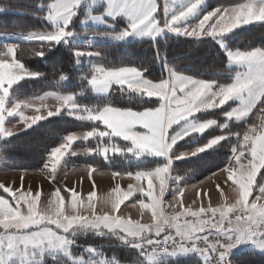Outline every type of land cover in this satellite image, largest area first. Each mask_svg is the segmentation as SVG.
Instances as JSON below:
<instances>
[{"label":"snow or ice","instance_id":"obj_1","mask_svg":"<svg viewBox=\"0 0 264 264\" xmlns=\"http://www.w3.org/2000/svg\"><path fill=\"white\" fill-rule=\"evenodd\" d=\"M174 3L175 0H172ZM201 0L182 10L171 12L169 0H47L37 4L43 9L42 19L51 26L44 31H31L23 36L31 55L44 56L56 45L68 44L74 35L71 28L74 19L84 10L87 21L99 22L109 31L97 33L120 41L128 37H143L155 41L163 32L189 39H212L220 45L230 69V82L203 80L178 74L164 64L165 75L158 81L144 77L134 66H118L93 62L80 79L85 87L99 96H109L116 91L155 99L151 108L135 110L120 108L110 102L102 106L84 107L75 102L80 93L45 92L43 95L16 99L11 91L21 81L36 80L43 73L29 70L24 63V48L18 43L4 44L0 48V148L4 142L26 131L39 122L57 116L61 112L71 114L76 120L89 122L90 130L80 135L68 134L62 142L47 150L40 171L51 181L55 180L58 167L66 155H77L71 150L77 140H94L96 147H89V155L101 156L106 161L109 153L120 157L163 158L165 163L152 169L113 171L112 177L127 176L138 186L129 184L122 192L119 185L112 189L115 194L100 197L110 210L98 212L96 190L88 193L87 203L74 189H61L58 185L51 193L49 208L39 209L41 192L0 184V264H54L58 256L66 264H120L115 256L108 258L91 245H77L78 233L92 232L97 236L113 235L122 244L135 248L139 254L137 264H156L162 257L195 255L199 264H232L233 249L242 244L264 252V184L257 190V177L264 172V47L228 49L221 37L249 24H264V0H242L228 6L214 8L204 14L195 24L184 21L198 8ZM171 12V14H170ZM98 13V14H95ZM123 22V27H118ZM118 31H112L117 29ZM75 63L81 58H97L99 52L87 48L72 49ZM157 59L162 57L157 53ZM67 79L60 73L56 83ZM52 97L56 104L49 107L46 100ZM228 106L225 109V106ZM235 105V106H233ZM221 112L224 123L208 120L193 124L192 117L204 111ZM30 110L31 115H26ZM258 115L259 123L252 117ZM243 123L238 132L211 137L193 151L172 153L173 147L187 136L202 135L209 128L218 126L221 133L228 123ZM175 125L180 132L170 135ZM231 138L229 155L218 171L224 174L225 183L230 182L236 194L233 202L225 199L219 183L221 204L204 206L208 192H196L201 203L194 207L185 205L184 189L179 178L171 174L175 160L187 159L205 152ZM123 141V143H121ZM93 171L88 167L91 180ZM213 173L212 175H216ZM23 175L21 182H23ZM173 183L176 187L173 188ZM195 187V186H194ZM139 191L141 218L150 214V222L143 223L131 217L119 215L121 205ZM69 193V196L62 195ZM172 193V201L166 203V194ZM135 206V205H133ZM71 209V211H69ZM83 209V211H80ZM77 247L81 252H74Z\"/></svg>","mask_w":264,"mask_h":264},{"label":"trees","instance_id":"obj_2","mask_svg":"<svg viewBox=\"0 0 264 264\" xmlns=\"http://www.w3.org/2000/svg\"><path fill=\"white\" fill-rule=\"evenodd\" d=\"M236 2H242V0H206L203 13ZM38 3L46 4L47 0H0V30L50 29L49 24L41 18L43 9L37 8ZM81 16L82 13H79L74 19L71 25L72 29L76 30L78 28V20ZM118 27H123V22H120ZM223 43L228 49L244 50L264 47V24L238 28L224 37ZM20 45L24 48L23 56L26 67L31 71L43 73V76L36 80L21 81L14 86L11 95L17 98L35 97L43 95L45 92L59 91L61 93H80L75 96V102L84 107H98L110 102L120 108L143 110L151 108L157 103L154 99H146L131 93L122 94L118 91L109 96H94L91 90L85 87L80 77L96 61L113 67L134 66L138 69H146L143 75L151 81H158L164 77V64L166 63L178 74L188 77L216 80L220 83L230 82V69L226 67L224 52L221 50L220 45L210 38L194 40L171 37L164 40L130 44H96L87 47V50L99 52L100 56L88 60L83 58L79 66L74 62L75 58L71 50L85 48L82 45H56L50 51H46V54L42 57L31 55L29 47L32 45L28 43ZM2 47L3 44H0V48ZM157 53L160 54L162 59H157ZM60 73H64L67 79L57 84L56 80ZM227 107L226 105L225 109ZM225 109L199 113L194 119L196 121L215 120L217 125L223 124L224 117L221 112ZM252 119L259 123L258 115H254ZM242 127V122H229L223 133H221L218 126L212 127L200 136L193 135L177 143L173 153L197 148L213 136L238 132ZM90 128L91 124L89 122L78 121L69 114L61 112L57 116L43 120L32 128L8 138L4 142L8 146L0 148V156L3 159L2 167L8 171L40 172L44 175L40 169L46 151L58 146L64 136L83 133L90 130ZM231 143L229 137L228 140L221 141L220 144L206 152L173 162L170 169L171 174L179 178V184L182 186L195 184L203 180L224 166ZM89 147H96L94 140L87 142L78 140L75 142L73 144L74 149L86 152L77 156H65L63 171L67 172L74 168H88L91 165L96 171L112 173L113 171L126 172L137 169H152L162 164V161L150 159L134 162L130 157H120L112 153H109V159L106 161L101 156L89 155L87 153ZM263 175L264 172L259 176L258 183ZM51 183L55 188L58 185L61 189H64L57 179L51 181ZM0 195H3L1 189ZM62 195L67 196V192H62ZM74 239L77 245H91L102 251L108 258L115 256L120 264H137L139 260V254L135 248L122 244L113 235L97 236L86 231L78 233ZM73 251L82 253V249L79 247L73 249ZM232 262L234 264H264V254L243 251L232 256ZM45 264H49V262L45 261ZM54 264H66L65 258L58 256ZM156 264H199V260L193 255L175 259L162 257L157 260Z\"/></svg>","mask_w":264,"mask_h":264},{"label":"rangeland","instance_id":"obj_3","mask_svg":"<svg viewBox=\"0 0 264 264\" xmlns=\"http://www.w3.org/2000/svg\"><path fill=\"white\" fill-rule=\"evenodd\" d=\"M161 2H163V0H161ZM192 2H193V0H175V2L173 3L172 0H169V7L171 9V12H175L178 10H182L184 7L191 4ZM205 2H206V0H201V3L199 4L196 11L184 21L185 24H188V25L195 24L200 19V17H202L204 14H206V13H203ZM171 12H170V14H171ZM80 13H82V16L78 20V28L76 30L72 29L74 32V35L69 38L67 45H82L85 48H87V47H91V46L96 45V44H130V43H140V42H145V41H153L151 39L143 38V37H140V38L128 37L127 39L117 41V40H114V39L107 37V36L97 35V33L109 31V29H107L103 24H101L99 22L87 21L86 23L81 24L80 21L82 18H84V10L81 9ZM95 14H98V13H95ZM252 25H256V24H249V25L242 26V27H248V26H252ZM242 27H240V28H242ZM31 31H44V30H25V31L24 30H15V31L0 30V44L4 45V44H9V43H18V44L28 43V42L24 41L23 36L26 33L31 32ZM112 31H118V30L113 29ZM230 33H228V34H226L220 38L222 43H223V38L226 37L227 35H229ZM171 37H173V36L169 32H163L159 36H157L155 38V40H164V39H168ZM194 40H198V39H194ZM223 44L225 45V43H223ZM59 45H65V44L61 43ZM82 59L83 58H81L80 62L76 63V65L79 66L81 64ZM92 94L94 96H99V95L94 94L93 92H92ZM14 98L24 99V98H17V97H14ZM146 99H148V98H146ZM46 103L49 107H53L56 104V101L52 97H49L46 100ZM204 112H207V111H204ZM204 112H199V113H204ZM199 113H196L194 117H196V115H198ZM25 114L31 115L34 113H32L30 110H28V111H26ZM69 115L72 116L71 114H69ZM194 117H192L193 124L198 123V122H204V121H196L194 119ZM205 121H208V120H205ZM209 129H211V128H209ZM180 131H181V126L175 125V126H173L172 129L169 130V133L171 135L172 133L180 132ZM19 133H21V132H19ZM73 134L80 135V134H82V132L73 133ZM193 135H195V134H193ZM193 135H191V136H193ZM197 136H200V135H197ZM188 137H190V136L185 137V139H187ZM185 139H183V140H185ZM183 140H180L179 142H181ZM174 147H173V149H174ZM173 149H172V153H173ZM194 149H196V148H194ZM194 149H190V150H187L184 152H190V151H193ZM71 150L76 151L77 155H82L83 153L86 152L84 150L74 149L73 145H72ZM179 153H183V152H179ZM179 153H175V154H179ZM201 153H203V152H201ZM201 153H199V154H201ZM77 155H69V156H77ZM192 157H194V156H192ZM189 158H191V157H189ZM146 159L159 160V161H162V164L165 163L163 158H155V157H147V156L141 157L139 159H132V161L142 162ZM181 160H185V159H181ZM63 161H64V159L61 161V165L57 169L55 179L60 181V183L63 185L64 188L74 189L77 193H79L80 196L83 198V201L85 204L87 203L88 193L92 191L93 184H95V190L97 193L95 200H96V209L98 212L110 210V204H105L100 199V197L106 196V195L111 193L113 198H115V194L112 193V189L115 188L117 186V184L119 185L122 192H127L129 184H133V185L138 186V184L140 183L137 181L130 180L127 176H125L123 178L118 176L114 179L111 174L100 173L97 171H93L92 178L90 180L88 177V172H87L88 168H86V167L85 168H76V169L71 170L70 172H68V171L65 172L62 169L63 168ZM175 161H180V160H175ZM2 162H3V159L0 156V184H4L5 186L12 187L13 189L21 188V184H23V189H31L33 193H35V191L39 190L41 192V198H40L38 207L41 210H47L49 208V200L51 199V193L53 191H55V186L50 182V180L47 177H45L44 175H42L40 172L8 171L2 167ZM22 175L24 177L23 182H21V176ZM99 176L101 178H104V177L110 178L106 187H104V185H101L100 181L99 182L96 181L99 178ZM219 177L223 178L222 189L224 191L225 199H227L229 202H233L236 194L233 192L232 186H230V182H228V184L225 183L226 177L224 174H219ZM258 179H259V176L257 177V190L254 193V195L259 194L258 188L262 184H264V175L261 177V180L259 181V183H258ZM175 187H176V184L173 183V188H175ZM2 192H3V190H2ZM170 195H172L171 192L167 193L166 198ZM3 196H5L9 200H11V197H8L7 193H3ZM67 196H69V193H67ZM141 198H143L145 200L147 199L146 197H142V194L139 191H134V194L128 200H126L124 202V204L121 205V209H120L118 214L126 217L125 215L127 214V211L129 209H134L137 212V217H134L132 219L141 220V222H143V223H149L150 222V214L149 213L145 212L143 215V218H141V210L139 208V200ZM133 205H135V206H133ZM69 211H71V209H69ZM80 211H83V209H80ZM243 250H248L250 252H254L257 254H264V252H262V251H257L253 247H250L246 244H242V245H240L237 248L232 250L231 253H234L232 256L242 252ZM186 256H188V255H186ZM186 256H178V257H186ZM189 256H192V255H189ZM193 256H195V255H193ZM232 256L229 257L231 260H232Z\"/></svg>","mask_w":264,"mask_h":264},{"label":"crops","instance_id":"obj_4","mask_svg":"<svg viewBox=\"0 0 264 264\" xmlns=\"http://www.w3.org/2000/svg\"><path fill=\"white\" fill-rule=\"evenodd\" d=\"M170 34L173 37H180V36H176L172 33H170ZM181 38H185V37H181ZM74 169H76V168H74ZM70 171H68V172H70ZM97 172H100V171H97ZM100 173H106L107 174L108 172H100ZM215 173H217V174L216 175L211 174L210 176L204 178L203 180H201L195 184L186 185V186H182L179 184V187L184 189L183 201H184L185 205L192 204L193 200H196V192L197 191L201 192L202 197H203L204 192H208V194H209V198L203 199V201H202L204 206H207L209 204V202H211L212 206H217L218 204H221L223 202L221 200L220 195H219L220 193L216 190V184L217 183H219L222 187L223 178L219 177V174H221L219 171H217ZM108 174H111V173H108ZM109 179L110 178H108V177L101 178L99 176V178L96 181L97 182L100 181V184L104 185V187H106ZM169 201H172V195H170L166 198V202H169ZM200 203H201L200 200H196V204L193 206L198 207L200 205ZM125 216H126L125 218H129V217L134 218V217H137V212L134 209H129ZM243 251H248V250H243ZM233 254L234 253H231L230 256H232ZM232 264H234V263L232 262Z\"/></svg>","mask_w":264,"mask_h":264}]
</instances>
